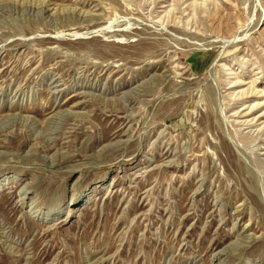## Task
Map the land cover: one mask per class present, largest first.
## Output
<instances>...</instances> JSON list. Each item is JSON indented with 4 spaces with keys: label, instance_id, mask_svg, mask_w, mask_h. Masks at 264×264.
I'll return each mask as SVG.
<instances>
[{
    "label": "rangeland",
    "instance_id": "obj_1",
    "mask_svg": "<svg viewBox=\"0 0 264 264\" xmlns=\"http://www.w3.org/2000/svg\"><path fill=\"white\" fill-rule=\"evenodd\" d=\"M253 85L264 0H0V264H264Z\"/></svg>",
    "mask_w": 264,
    "mask_h": 264
},
{
    "label": "bare ground",
    "instance_id": "obj_2",
    "mask_svg": "<svg viewBox=\"0 0 264 264\" xmlns=\"http://www.w3.org/2000/svg\"><path fill=\"white\" fill-rule=\"evenodd\" d=\"M239 80H237V82L236 83H234L235 85H241L242 84V82H238ZM256 82V81H255ZM235 85H233V86H235ZM254 93V95L253 96H256V97H261V96H264V91L263 90H257V89H255L254 88V85L253 86H251L247 91H243L242 92V95H246V94H253ZM260 93H262V95H260V96H258ZM264 105V102H261V103H256V104H253L251 107H245L244 108V110H247L248 108H251V112H246L245 113V115L244 116H249V115H252V114H254V110H257V108H259V107H261V106H263ZM244 110H242L241 112H240V114H242V113H244L243 111ZM264 117V112H261L260 114H258V116H256V117H254L253 119H256V120H260V119H262ZM252 119V120H253ZM251 122V121H250ZM250 122H247V124H250ZM28 186V185H27ZM24 187L25 188V193H27V189L29 188V187Z\"/></svg>",
    "mask_w": 264,
    "mask_h": 264
}]
</instances>
